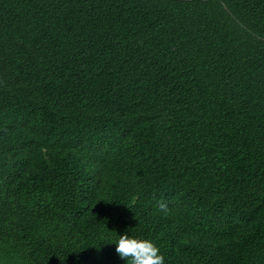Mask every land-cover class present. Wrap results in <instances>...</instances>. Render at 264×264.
<instances>
[{"label":"trees","instance_id":"1","mask_svg":"<svg viewBox=\"0 0 264 264\" xmlns=\"http://www.w3.org/2000/svg\"><path fill=\"white\" fill-rule=\"evenodd\" d=\"M125 232L264 264V0H0V264Z\"/></svg>","mask_w":264,"mask_h":264},{"label":"clouds","instance_id":"2","mask_svg":"<svg viewBox=\"0 0 264 264\" xmlns=\"http://www.w3.org/2000/svg\"><path fill=\"white\" fill-rule=\"evenodd\" d=\"M158 208L164 213L168 212L164 202H158ZM115 252L127 264H164L160 249L151 240L130 237L127 232L119 236Z\"/></svg>","mask_w":264,"mask_h":264},{"label":"water","instance_id":"3","mask_svg":"<svg viewBox=\"0 0 264 264\" xmlns=\"http://www.w3.org/2000/svg\"><path fill=\"white\" fill-rule=\"evenodd\" d=\"M227 9V8H226Z\"/></svg>","mask_w":264,"mask_h":264}]
</instances>
